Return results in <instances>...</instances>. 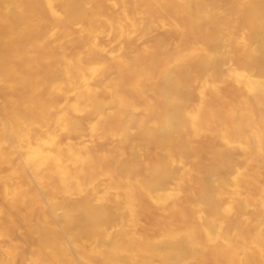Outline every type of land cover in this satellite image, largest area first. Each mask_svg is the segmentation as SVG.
<instances>
[{
    "label": "bare ground",
    "instance_id": "1",
    "mask_svg": "<svg viewBox=\"0 0 264 264\" xmlns=\"http://www.w3.org/2000/svg\"><path fill=\"white\" fill-rule=\"evenodd\" d=\"M0 95V264H264V0H0Z\"/></svg>",
    "mask_w": 264,
    "mask_h": 264
},
{
    "label": "rangeland",
    "instance_id": "2",
    "mask_svg": "<svg viewBox=\"0 0 264 264\" xmlns=\"http://www.w3.org/2000/svg\"><path fill=\"white\" fill-rule=\"evenodd\" d=\"M249 96H248L249 99H253L252 95H249ZM0 97H1V95H0ZM16 239H17L18 242H20V243L22 242V239H21V237L19 235H16Z\"/></svg>",
    "mask_w": 264,
    "mask_h": 264
}]
</instances>
